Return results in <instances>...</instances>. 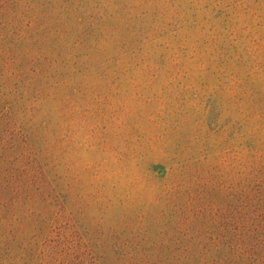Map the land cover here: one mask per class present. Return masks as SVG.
I'll list each match as a JSON object with an SVG mask.
<instances>
[{
  "label": "rangeland",
  "instance_id": "1",
  "mask_svg": "<svg viewBox=\"0 0 264 264\" xmlns=\"http://www.w3.org/2000/svg\"><path fill=\"white\" fill-rule=\"evenodd\" d=\"M0 264H264V0H0Z\"/></svg>",
  "mask_w": 264,
  "mask_h": 264
}]
</instances>
